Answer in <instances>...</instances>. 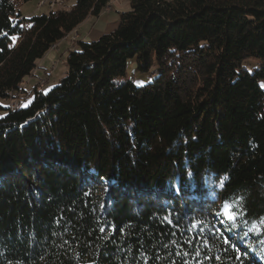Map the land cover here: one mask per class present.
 Segmentation results:
<instances>
[{"label": "trees", "instance_id": "obj_1", "mask_svg": "<svg viewBox=\"0 0 264 264\" xmlns=\"http://www.w3.org/2000/svg\"><path fill=\"white\" fill-rule=\"evenodd\" d=\"M26 1L0 0V264H264V0H128L11 110L109 2ZM132 56L152 82L117 80Z\"/></svg>", "mask_w": 264, "mask_h": 264}, {"label": "rangeland", "instance_id": "obj_2", "mask_svg": "<svg viewBox=\"0 0 264 264\" xmlns=\"http://www.w3.org/2000/svg\"><path fill=\"white\" fill-rule=\"evenodd\" d=\"M64 0H28L23 2L19 9L20 12L29 17L32 14L45 13L49 10H60ZM69 7V3L64 10ZM129 9L128 0H109L106 7L97 15H89L71 32L65 35L61 40L56 42L46 52V54L37 62V66L32 71L31 75L26 77L21 83L22 91L17 92L14 97L9 100L13 104L15 100H21L23 105H27L33 96V89L37 87L40 90L46 91L54 86L66 72L65 57L70 49L77 45L78 40L89 41L99 32L104 31L109 25L114 23L119 18V12ZM63 10V9H61ZM248 63L251 67H256L257 60L249 59ZM157 67L152 63L147 71H141L137 67L136 56L129 57L126 60L125 75L117 78L121 80H132L137 86L152 82L157 77ZM260 87L264 90V79L260 80ZM7 105V101H2ZM225 208L222 205L219 208V213ZM225 220V218H224Z\"/></svg>", "mask_w": 264, "mask_h": 264}, {"label": "snow or ice", "instance_id": "obj_3", "mask_svg": "<svg viewBox=\"0 0 264 264\" xmlns=\"http://www.w3.org/2000/svg\"><path fill=\"white\" fill-rule=\"evenodd\" d=\"M222 212H223L225 218L234 219V214L230 211L229 206L225 205V208L222 210Z\"/></svg>", "mask_w": 264, "mask_h": 264}, {"label": "built area", "instance_id": "obj_4", "mask_svg": "<svg viewBox=\"0 0 264 264\" xmlns=\"http://www.w3.org/2000/svg\"><path fill=\"white\" fill-rule=\"evenodd\" d=\"M56 1H58V0H56ZM66 5H67V3H63L61 9H64ZM21 105H22L21 100H20V103H13V104H11V110H14L16 108H19Z\"/></svg>", "mask_w": 264, "mask_h": 264}, {"label": "bare ground", "instance_id": "obj_5", "mask_svg": "<svg viewBox=\"0 0 264 264\" xmlns=\"http://www.w3.org/2000/svg\"><path fill=\"white\" fill-rule=\"evenodd\" d=\"M67 9H69V7L68 8H66V10ZM61 10V9H60ZM14 103H20V101L19 100H15V102ZM12 104V103H11ZM11 104H10V108H11Z\"/></svg>", "mask_w": 264, "mask_h": 264}]
</instances>
